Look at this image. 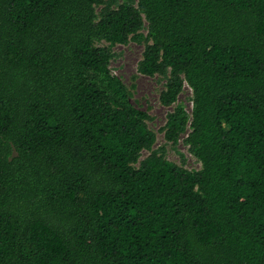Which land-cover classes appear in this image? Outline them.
<instances>
[{"label":"trees","instance_id":"trees-1","mask_svg":"<svg viewBox=\"0 0 264 264\" xmlns=\"http://www.w3.org/2000/svg\"><path fill=\"white\" fill-rule=\"evenodd\" d=\"M142 37L199 171L98 45ZM0 264H264V0H0Z\"/></svg>","mask_w":264,"mask_h":264},{"label":"rangeland","instance_id":"rangeland-1","mask_svg":"<svg viewBox=\"0 0 264 264\" xmlns=\"http://www.w3.org/2000/svg\"><path fill=\"white\" fill-rule=\"evenodd\" d=\"M123 3L125 0H117ZM138 0H135V3ZM117 8V4H113ZM103 6L97 8L100 15ZM147 35L148 29L145 27L142 31ZM132 37V36H131ZM148 41L145 37L141 39H130L126 44H111L103 40L98 43L99 46H110L114 52V58L111 61L110 69L113 74L122 79L129 87L132 93L131 101L138 108L146 110L151 115L148 121L149 127L155 131L157 139L153 150L165 147L167 160L177 163L189 171L196 172L202 169V162L191 152L190 146L185 142L187 135L182 136L176 144L167 141L165 131L163 130L168 122V116L173 112L178 103L166 106L162 103L160 95L165 88L164 81L157 76L144 75L139 67L144 58V51ZM193 91L186 85L180 95L179 102L183 103L188 112L193 109ZM153 150L145 149L142 151L139 161L134 165L139 168L142 162L147 159Z\"/></svg>","mask_w":264,"mask_h":264}]
</instances>
